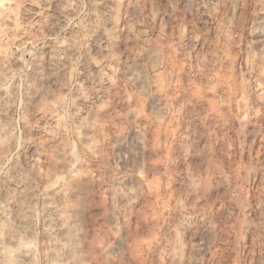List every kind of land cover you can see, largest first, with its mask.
<instances>
[{"label":"rangeland","instance_id":"rangeland-1","mask_svg":"<svg viewBox=\"0 0 264 264\" xmlns=\"http://www.w3.org/2000/svg\"><path fill=\"white\" fill-rule=\"evenodd\" d=\"M88 1L76 0L73 31L61 30L78 45L63 105L70 157L55 179L65 185L67 204L79 212L66 222L79 245L76 264H264V82L257 84V74L264 75L263 1L122 0L121 16L129 20L133 36L120 27L106 60L99 56L104 40L94 32L104 17L98 11L88 16ZM133 3L138 9L130 12L126 6ZM33 28L22 31L28 42L48 38L40 27ZM254 35L263 39L260 53L251 46ZM34 49L19 50L24 65ZM136 52L142 62L133 60ZM247 53L256 54L259 63L246 64ZM91 61L117 68L112 86L87 91L85 106L75 105L72 91L92 85L97 73ZM152 69L162 81L166 103L150 106ZM14 74L16 149L3 161L0 176L11 170L12 157L27 140L22 67ZM123 97L129 98V108ZM75 106L94 125L98 150L80 142ZM131 110L146 114L148 122L141 134H127L118 147L111 137L131 131ZM80 169L88 177L75 189L71 180ZM39 194L32 199L30 240L36 264L47 242ZM206 222L210 235L201 230ZM170 253L176 254L173 259Z\"/></svg>","mask_w":264,"mask_h":264},{"label":"bare ground","instance_id":"bare-ground-1","mask_svg":"<svg viewBox=\"0 0 264 264\" xmlns=\"http://www.w3.org/2000/svg\"><path fill=\"white\" fill-rule=\"evenodd\" d=\"M262 1L264 5V0ZM87 4L90 7L89 9L92 10L88 16H93L92 14L96 11L99 14H103V22L96 26L94 32L104 40L103 46L99 47V56H101L102 60H106L112 55L111 46L109 45L119 35L120 27L125 28V35L129 37L133 36L129 20L121 16V9L124 3L122 0H89ZM134 4L126 6L128 11L133 12L135 9H138V6L136 7ZM76 12V0H0V169L2 163H4L3 161L11 156L16 149V140L12 127L14 124H11V115L15 110V92L18 77L14 74V70L17 67H22L24 74V96L21 112L23 114V131L27 139L22 148L17 152V155L13 154L11 170L8 169V171L0 176V264H36L35 253L30 240L34 231L32 220L34 202H32V199L37 193L41 195L40 216L43 232L46 236L45 238H47V242H44L45 245H42L44 246L42 248L44 249L43 254H45L43 255L41 264H74V262L76 264V261L81 260V257H77L79 253L76 256V251L80 250H78L79 245L76 246L75 232L66 224L67 219L74 217L78 209L71 207L66 202L68 195L64 187L65 185H57L55 182L56 177H59L57 175H59L60 171L67 168L68 158L70 157L69 151L71 150L69 149L71 148H68V144L65 143L64 138L63 105L64 96L67 93L66 87L68 86H66V77H68L70 62L75 56L78 46L76 38L72 37L71 33V36H64V33V35H61V30L64 28H68V32L72 30L70 26ZM26 27H34L35 31L36 27H40V32L48 38L33 41L29 37L32 41L28 42V39H24L22 34V31ZM41 35L37 36L41 37ZM254 36L251 46L255 51L259 52L263 47V39L261 36ZM30 45L35 48L33 50L34 55L30 56L27 64L24 65L21 61L22 58L20 59L19 50H23ZM149 54L154 55L155 53L151 50ZM255 55L247 53L246 57L244 56L245 63L252 65L254 61L257 62L259 57ZM132 57H134L133 60L135 62L143 61V57L138 53ZM91 62V67L98 69L97 73L91 78L92 80L90 79L92 85L74 87L72 99L75 105L85 106L86 92H95L102 86L109 85L111 83V76L117 69H113L114 67L102 62L101 64L96 61ZM262 82H264V75L260 72L257 74V84ZM161 84L162 81L160 83L158 73L155 69H152V78L149 82L151 91L150 106L164 104L165 98L163 97L165 95L163 93L165 91H163L164 89H162ZM123 99L125 105L129 108V98L123 97ZM77 107L75 106L72 115L75 117L77 126L80 128V142L92 150V152L98 150L96 129L91 124V121L89 123V121L87 122L84 119L79 107ZM128 116L133 119L134 125L133 128L131 127V131L129 133H114L113 137H111L112 144L118 147L127 134H141L148 119L146 114L138 112V110H131ZM86 177H88L87 171L80 169V172L76 176L74 175L73 179L71 178L74 185L72 187L75 189L79 187L81 179ZM188 183V189H193L192 182L188 181ZM169 229L167 230L169 231ZM201 230L203 234L210 235L212 228L209 222L204 223ZM172 232L171 235H175L174 229ZM189 232L192 234V231ZM143 246L146 248V245ZM173 246H170L171 249H175ZM172 253L174 254V251ZM191 253L187 254L188 257ZM168 260H170V257Z\"/></svg>","mask_w":264,"mask_h":264}]
</instances>
